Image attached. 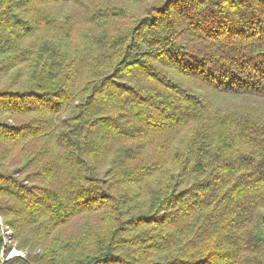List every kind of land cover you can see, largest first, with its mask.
Returning a JSON list of instances; mask_svg holds the SVG:
<instances>
[{
    "label": "trees",
    "instance_id": "obj_1",
    "mask_svg": "<svg viewBox=\"0 0 264 264\" xmlns=\"http://www.w3.org/2000/svg\"><path fill=\"white\" fill-rule=\"evenodd\" d=\"M134 9L0 0V264H264V0Z\"/></svg>",
    "mask_w": 264,
    "mask_h": 264
},
{
    "label": "rangeland",
    "instance_id": "obj_2",
    "mask_svg": "<svg viewBox=\"0 0 264 264\" xmlns=\"http://www.w3.org/2000/svg\"><path fill=\"white\" fill-rule=\"evenodd\" d=\"M97 3H103V2H114L118 4H124L128 7H131L134 9V6H139L140 3L141 5H146L147 2L149 1H154V0H94ZM131 3V4H130ZM135 10V9H134ZM213 99H216L218 101L219 106L222 108H233V107H240V108H253L255 106L264 108V102L262 101H255V100H247V99H234L230 97H225V96H219L215 97ZM0 226H1V221H0ZM1 235H2V241L4 243V246H8L9 251L7 254V258H12L16 256L23 257L25 255V250L22 249H17L16 245L14 242H12V233L11 230L8 228L1 227ZM3 253L1 252V256Z\"/></svg>",
    "mask_w": 264,
    "mask_h": 264
}]
</instances>
